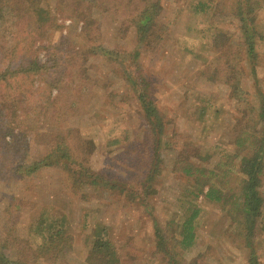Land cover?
<instances>
[{
    "label": "rangeland",
    "instance_id": "obj_1",
    "mask_svg": "<svg viewBox=\"0 0 264 264\" xmlns=\"http://www.w3.org/2000/svg\"><path fill=\"white\" fill-rule=\"evenodd\" d=\"M30 1L52 15L40 60L64 56L65 66L54 81L15 75L35 114L27 131L28 159L44 156L57 136L69 134L72 155L83 163H56L0 183V242L9 258L15 264H91L96 231L105 227L120 264H165L155 250L157 230L175 240L174 229L195 200L201 206L196 243L182 251V263L249 264L250 249L235 233L231 215L220 203L196 198V182L176 163L189 147L206 163L238 166L231 142L239 134L237 121L264 103V6L247 22L251 54L230 0ZM154 1L160 11L142 33L133 18ZM196 1L213 6L196 14ZM103 47L120 57L115 61ZM125 52L139 56L130 62ZM125 66L149 83L171 144L161 148L151 182V136ZM82 166L99 175L96 183L81 179ZM260 190L264 198V182ZM263 220L264 206L254 238L260 264Z\"/></svg>",
    "mask_w": 264,
    "mask_h": 264
},
{
    "label": "trees",
    "instance_id": "obj_2",
    "mask_svg": "<svg viewBox=\"0 0 264 264\" xmlns=\"http://www.w3.org/2000/svg\"><path fill=\"white\" fill-rule=\"evenodd\" d=\"M77 0H60L62 6L76 5ZM234 1V2H233ZM80 0H78V3ZM234 6H233V3ZM230 3L241 20V27L248 43V52H254L252 35L247 22L253 13L264 6V0H230ZM213 3L196 1L192 8L196 14L208 13ZM60 11V4L57 6ZM160 11L158 1L150 2L138 10L133 22L142 33L151 28L154 18ZM52 25V15L48 8L36 5L30 0H0V183L10 178H20L35 172L41 167L56 165H82L72 155L69 134L57 136L48 153L32 160L28 159L31 149L28 141V125L34 113L29 107L27 91L18 88L15 75L33 74L40 79L51 78L54 81L65 66V57L53 59L52 56L40 60L39 48L46 39ZM143 35V34H142ZM45 46V45H44ZM103 53L117 60V52L103 47ZM124 59L133 62L139 53L125 52ZM62 55V54H61ZM119 62L124 64L122 58ZM128 62V63H130ZM62 63V64H61ZM12 68H15L12 73ZM125 80L137 94L145 114L151 136L152 159L148 171V182L154 180L155 169L161 158V148L170 146L165 141V125L162 114L154 101L152 89L148 92V82L130 72L125 66ZM47 77V78H45ZM16 88V89H15ZM252 108V109H251ZM250 111L239 118L236 124L238 135L232 136L238 166L236 169L222 161L216 164L206 163L199 150L189 147L181 149L178 154L176 169L185 177L196 182L192 193L197 198L202 195L209 201L220 203L236 222L235 233L249 247V264H260L254 250L256 221L263 214L264 198L260 188L264 182V103L258 108L250 107ZM46 110H43L45 114ZM41 112L36 114L37 118ZM42 116V115H41ZM82 146V145H81ZM85 151V148L82 147ZM84 159H86L84 157ZM81 179H90L96 183L99 175L90 168H80ZM150 174V175H149ZM234 179L231 181V179ZM105 183L108 180H103ZM234 182L233 186L229 183ZM146 185V181L143 183ZM201 213V206L195 200L188 201L185 213L179 225L174 229L175 240L167 241L163 230H157L155 250L165 264H183L181 253L196 243V222ZM264 229V220L262 223ZM103 229H97L93 250L89 260L91 264H120L109 239L105 238ZM103 231V238L101 234ZM1 241V240H0ZM5 243L0 242V264H15L5 252Z\"/></svg>",
    "mask_w": 264,
    "mask_h": 264
}]
</instances>
